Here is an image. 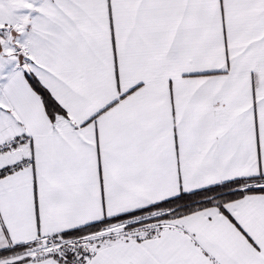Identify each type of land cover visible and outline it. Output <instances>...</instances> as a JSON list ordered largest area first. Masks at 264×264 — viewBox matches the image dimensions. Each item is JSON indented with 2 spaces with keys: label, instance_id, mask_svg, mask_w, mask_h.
Listing matches in <instances>:
<instances>
[{
  "label": "snow or ice",
  "instance_id": "1",
  "mask_svg": "<svg viewBox=\"0 0 264 264\" xmlns=\"http://www.w3.org/2000/svg\"><path fill=\"white\" fill-rule=\"evenodd\" d=\"M0 264H264V0H0Z\"/></svg>",
  "mask_w": 264,
  "mask_h": 264
}]
</instances>
